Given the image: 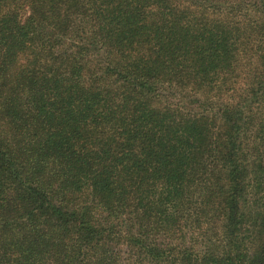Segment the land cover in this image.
<instances>
[{
  "label": "trees",
  "instance_id": "1",
  "mask_svg": "<svg viewBox=\"0 0 264 264\" xmlns=\"http://www.w3.org/2000/svg\"><path fill=\"white\" fill-rule=\"evenodd\" d=\"M0 264H264V0H0Z\"/></svg>",
  "mask_w": 264,
  "mask_h": 264
}]
</instances>
